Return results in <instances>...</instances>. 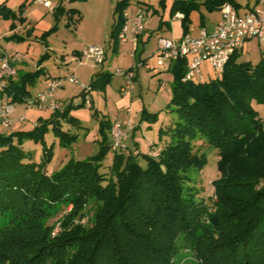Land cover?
Masks as SVG:
<instances>
[{
  "label": "trees",
  "instance_id": "1",
  "mask_svg": "<svg viewBox=\"0 0 264 264\" xmlns=\"http://www.w3.org/2000/svg\"><path fill=\"white\" fill-rule=\"evenodd\" d=\"M226 2L240 7L236 0H172L169 14L183 16V37L190 32L192 11L200 6L219 11ZM129 5V0L114 5L116 18L109 34L113 49L119 44ZM0 14L16 17L5 5L0 6ZM51 15L55 22L65 16V26L72 30L81 19L76 9L65 10L61 5H55ZM164 26L169 30L160 20L156 30ZM201 27H205L202 17ZM55 29L56 23L51 31ZM186 66L184 59L170 65L175 79L168 107L175 119L164 131L170 142L157 158L144 157V168L128 149L125 154L113 153L107 173H102L112 127L105 119L99 122L102 139L95 157L71 160L58 171L45 172L54 143L47 146L44 136L51 133L62 146L74 140L63 128V120L72 119L71 103L30 130L0 134V215L16 218L0 239L1 264H172L180 240L199 264H264V122L252 107L253 102L264 105V56L251 65L238 61L235 53L223 72L209 81L201 80L202 76L183 81ZM41 72L43 68L22 75L17 71L0 97L11 105L23 103L30 96L26 85ZM109 77V72H95L90 90H103ZM88 93L83 92L79 106ZM198 137L218 155L219 178L213 182L211 207L183 186L184 173L194 165L189 142ZM29 141L41 145L39 162L26 147ZM90 201L92 227L73 225L74 212ZM51 205L73 209L55 238H49L38 221L44 217L43 207Z\"/></svg>",
  "mask_w": 264,
  "mask_h": 264
},
{
  "label": "rangeland",
  "instance_id": "2",
  "mask_svg": "<svg viewBox=\"0 0 264 264\" xmlns=\"http://www.w3.org/2000/svg\"><path fill=\"white\" fill-rule=\"evenodd\" d=\"M24 1L0 0V6L5 5L16 14L15 18L0 14V51L15 63L20 75L33 73L38 68H43L44 72L40 73L34 83L26 85L30 96L23 103L12 105L13 111L9 115L11 125L8 128H0V134L30 130L35 124L48 119L51 111L46 108L39 109L37 106L27 108V101L32 100L43 90L47 78L64 79L72 76L77 79L78 84L63 80L62 87L54 92L53 98L59 109H64L70 103L74 106L69 111L72 119L63 120V128L74 137V140L70 145L62 146L51 133L44 136L47 146L54 143L53 156L45 172L50 174L58 171L71 160L77 162L95 157L102 139L98 128L100 120L122 121L125 118L119 105L124 96L120 89L125 85L126 78L124 79L123 74L130 73L133 75V85L129 95L136 103L137 111L134 119L130 120L135 124L132 123V127L127 131V148L143 168L144 157L149 155L157 158L160 149L170 142V136L164 131L175 119V115L170 112L171 108L168 107L174 74L167 70L170 66L167 69L157 66V38L170 36L166 32L167 29L163 32L156 30L159 21L162 20L172 26L173 31H177L178 28L174 27H177L175 24L180 19L174 18L176 14L173 18L169 14L172 0H164L163 5L159 0H129L130 5L125 12L129 16H134L141 11L145 15V33L150 35L147 41L138 43L135 52L129 43H119L114 49L109 43V34L116 18L114 5L118 0H50L53 5H61L65 10L74 8L78 11L81 19L74 30L65 26L67 23L65 16L55 22L51 13L39 5L26 1V4L19 8ZM198 1L201 3V0ZM236 1L240 5L241 14L256 4V0ZM201 17L204 28L211 30L219 21L220 14L217 10L210 12L203 6L192 11L190 27L196 32ZM55 23L56 29L51 31ZM29 28L31 31L27 32ZM93 46L104 51L105 57L101 65L95 64L92 60L76 61L80 55L75 56L73 53ZM237 55L238 61L254 65L264 56V47L257 40H250L243 44ZM99 70L110 73L108 83L103 90L98 88L90 90V80ZM201 71L203 81L218 76L208 65H203ZM88 88L89 93L79 106L81 95L88 91ZM252 107L264 122V105L253 102ZM143 110L146 113L142 116ZM22 116L24 120L20 121ZM189 144L194 165L184 173L183 186L195 193L197 201H203L211 207L215 201L213 182L219 178L217 151L199 137ZM26 147L32 151L35 161L39 162L41 145L29 141L26 142ZM112 156L113 152L110 150L103 162L102 173H107ZM92 205L93 202L90 201L83 210L74 212L76 217L72 219L73 225L85 229L92 227L94 222L93 211L90 210ZM43 211L44 217L38 221L42 228L48 230L49 238L61 234L62 220L73 213L70 205L44 206ZM14 220L16 218L13 219L8 213L0 215V239L2 234L9 233L15 223ZM176 251L171 260L172 264H199L193 252L182 240L177 242Z\"/></svg>",
  "mask_w": 264,
  "mask_h": 264
},
{
  "label": "built area",
  "instance_id": "3",
  "mask_svg": "<svg viewBox=\"0 0 264 264\" xmlns=\"http://www.w3.org/2000/svg\"><path fill=\"white\" fill-rule=\"evenodd\" d=\"M27 1L30 4L43 7L49 13H52L55 8L50 0ZM239 8H236L233 3H224L219 10V21L211 30L201 27L196 34L190 30L189 34L178 39L158 37L157 66L168 68L171 63L178 59H184L187 61V66L183 81L200 79L203 65H208L215 73L221 74L229 59L243 47L245 42L255 39L264 47V0H256V4L246 8L247 10L242 14L239 12ZM182 17L181 14L177 13L174 18L181 19ZM125 19L118 39L120 43L131 44L135 51L145 29V15L139 11L134 16L125 14ZM104 57L103 49L93 46L83 49L76 61L92 60L95 64L101 65ZM118 74L121 73L118 72ZM16 76L17 71L13 61L0 52V94L5 90L9 80L15 79ZM123 76L126 78V82L120 92L127 94L132 90L133 75L125 73ZM63 80L78 84L77 79L72 76L49 80L46 82L44 90L34 100L27 101V108L37 106L39 109L46 108L51 112L58 110L59 106L55 102L53 94L62 87ZM87 90L89 91V88ZM12 111V105L0 97V128H8L11 125L9 115ZM23 120L24 116L20 118V121ZM132 125L129 120L112 123L110 150L113 153L125 154L128 152L127 131Z\"/></svg>",
  "mask_w": 264,
  "mask_h": 264
},
{
  "label": "crops",
  "instance_id": "4",
  "mask_svg": "<svg viewBox=\"0 0 264 264\" xmlns=\"http://www.w3.org/2000/svg\"><path fill=\"white\" fill-rule=\"evenodd\" d=\"M125 14H127L128 15V13L127 12H125ZM217 23V22H216ZM215 23V24H216ZM169 25V24H168ZM177 27H174V28H178L177 29V31L176 30H174L173 31V28H172V26H170L169 25V30H166V28H165V26H164V28L161 30L162 32L163 31H165L166 30V32H167V34H169V36H170V38H168V39H178V38H180L181 36H182V29H181V25H180V20L175 24ZM207 29V28H206ZM190 30H192L193 31V34H196L197 32H196V30H194L192 27H190ZM160 31V32H161ZM146 32V30L144 29V32L142 33V36H141V38H140V42L142 43L144 40L145 41H147V39L149 38V36L145 33ZM148 36V37H147ZM147 37V38H146ZM160 37H162V36H160ZM146 38V39H145ZM166 38V37H165ZM120 43V42H119ZM81 52V51H80ZM79 52V53H80ZM161 68V67H160ZM167 69V68H166ZM167 70H169V69H167ZM125 79V78H124ZM125 82H126V80H125ZM124 86V85H123ZM44 87H45V83H44ZM44 87H43V89H44ZM131 92V91H130ZM123 94V93H122ZM124 96H123V99H122V101H120V103H119V105H120V107H121V110H122V114L125 116V118L122 120V121H124V120H128L129 119V121L130 120H133L134 119V117L136 116V112L135 111H137V105H136V103H134L133 102V100H132V97L129 95V93L128 94H123ZM115 121H118V120H112L111 121V123H113V122H115ZM133 123V122H132ZM133 124H135V123H133ZM136 127H137V125H136Z\"/></svg>",
  "mask_w": 264,
  "mask_h": 264
}]
</instances>
